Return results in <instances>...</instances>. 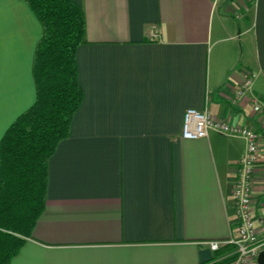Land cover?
<instances>
[{
  "label": "crops",
  "instance_id": "obj_1",
  "mask_svg": "<svg viewBox=\"0 0 264 264\" xmlns=\"http://www.w3.org/2000/svg\"><path fill=\"white\" fill-rule=\"evenodd\" d=\"M82 100L48 160L44 209L10 264H232L239 136L181 137L187 108L264 134V0H74ZM41 25L0 0V139L35 100ZM253 74L248 93L241 80ZM264 232V137L253 179ZM254 264H259L258 261Z\"/></svg>",
  "mask_w": 264,
  "mask_h": 264
},
{
  "label": "trees",
  "instance_id": "obj_2",
  "mask_svg": "<svg viewBox=\"0 0 264 264\" xmlns=\"http://www.w3.org/2000/svg\"><path fill=\"white\" fill-rule=\"evenodd\" d=\"M23 1L42 32L32 62L35 100L0 139V264H10L44 209L48 160L69 136L83 97L76 62L85 32L81 8L74 0ZM234 249L227 243L217 252Z\"/></svg>",
  "mask_w": 264,
  "mask_h": 264
},
{
  "label": "built area",
  "instance_id": "obj_3",
  "mask_svg": "<svg viewBox=\"0 0 264 264\" xmlns=\"http://www.w3.org/2000/svg\"><path fill=\"white\" fill-rule=\"evenodd\" d=\"M252 79L253 74L247 73L236 90L237 97L249 92ZM250 99L257 110H264V102L259 97L251 94ZM210 131L241 137L245 142V151L237 162V174L232 189L237 216L236 237L224 241L212 240L208 244L212 250H217L221 245L231 243L235 246L232 264H254L259 252L264 250V232H260L261 229L253 218L252 194L259 144L264 134L245 124L214 118L208 110L187 108L184 111L180 132L182 138L206 137Z\"/></svg>",
  "mask_w": 264,
  "mask_h": 264
},
{
  "label": "water",
  "instance_id": "obj_4",
  "mask_svg": "<svg viewBox=\"0 0 264 264\" xmlns=\"http://www.w3.org/2000/svg\"><path fill=\"white\" fill-rule=\"evenodd\" d=\"M257 261L259 264H264V250L259 252Z\"/></svg>",
  "mask_w": 264,
  "mask_h": 264
}]
</instances>
